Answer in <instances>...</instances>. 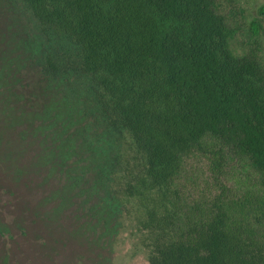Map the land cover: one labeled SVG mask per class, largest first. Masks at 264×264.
<instances>
[{
    "label": "trees",
    "instance_id": "obj_1",
    "mask_svg": "<svg viewBox=\"0 0 264 264\" xmlns=\"http://www.w3.org/2000/svg\"><path fill=\"white\" fill-rule=\"evenodd\" d=\"M20 1L77 47L149 263L264 264V23L245 43L236 0ZM238 159L250 187L231 181Z\"/></svg>",
    "mask_w": 264,
    "mask_h": 264
},
{
    "label": "rangeland",
    "instance_id": "obj_2",
    "mask_svg": "<svg viewBox=\"0 0 264 264\" xmlns=\"http://www.w3.org/2000/svg\"><path fill=\"white\" fill-rule=\"evenodd\" d=\"M236 2L246 43L264 0ZM77 59L24 2L0 0V264H150L114 198L113 132ZM234 164L232 183L250 187L256 170Z\"/></svg>",
    "mask_w": 264,
    "mask_h": 264
}]
</instances>
